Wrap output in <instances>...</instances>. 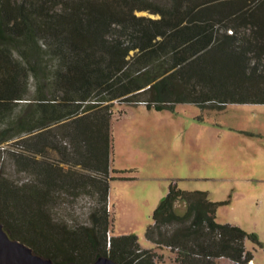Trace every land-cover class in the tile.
Listing matches in <instances>:
<instances>
[{
	"label": "trees",
	"instance_id": "1",
	"mask_svg": "<svg viewBox=\"0 0 264 264\" xmlns=\"http://www.w3.org/2000/svg\"><path fill=\"white\" fill-rule=\"evenodd\" d=\"M115 102L264 103V0H0V223L55 264H165L112 229L110 181L129 179L110 165ZM80 195L84 220L67 218ZM219 204L172 183L145 237L170 264H249L254 237Z\"/></svg>",
	"mask_w": 264,
	"mask_h": 264
},
{
	"label": "rangeland",
	"instance_id": "2",
	"mask_svg": "<svg viewBox=\"0 0 264 264\" xmlns=\"http://www.w3.org/2000/svg\"><path fill=\"white\" fill-rule=\"evenodd\" d=\"M134 13L158 17L149 10ZM111 133L112 174L129 177L110 181L114 234H135L170 264L173 254L147 240L145 230L176 183L182 190L206 191L219 202L216 219L252 234L254 239L245 240L252 264H264V103H229L220 110L178 103L171 111L115 102ZM4 164L13 174L10 162ZM88 202L80 195L63 212L81 220ZM216 262L230 263L226 258Z\"/></svg>",
	"mask_w": 264,
	"mask_h": 264
},
{
	"label": "water",
	"instance_id": "3",
	"mask_svg": "<svg viewBox=\"0 0 264 264\" xmlns=\"http://www.w3.org/2000/svg\"><path fill=\"white\" fill-rule=\"evenodd\" d=\"M0 264H55L50 258L36 254L32 249L17 239L8 236L0 223ZM64 264H82L67 262ZM85 264H120L106 255L97 257L94 261Z\"/></svg>",
	"mask_w": 264,
	"mask_h": 264
},
{
	"label": "bare ground",
	"instance_id": "4",
	"mask_svg": "<svg viewBox=\"0 0 264 264\" xmlns=\"http://www.w3.org/2000/svg\"><path fill=\"white\" fill-rule=\"evenodd\" d=\"M253 262L252 261H249V264H252Z\"/></svg>",
	"mask_w": 264,
	"mask_h": 264
}]
</instances>
